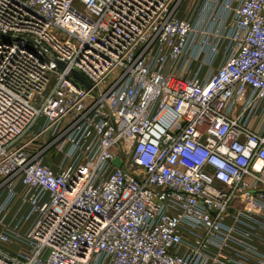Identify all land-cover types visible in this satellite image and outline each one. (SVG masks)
I'll list each match as a JSON object with an SVG mask.
<instances>
[{"label":"built area","instance_id":"obj_1","mask_svg":"<svg viewBox=\"0 0 264 264\" xmlns=\"http://www.w3.org/2000/svg\"><path fill=\"white\" fill-rule=\"evenodd\" d=\"M185 1L0 0V264H264V0Z\"/></svg>","mask_w":264,"mask_h":264},{"label":"rangeland","instance_id":"obj_2","mask_svg":"<svg viewBox=\"0 0 264 264\" xmlns=\"http://www.w3.org/2000/svg\"><path fill=\"white\" fill-rule=\"evenodd\" d=\"M201 4H202V0H186L184 5H183V9H186L185 14L183 16L188 17V18L194 17L196 12L198 11V9L201 7ZM216 68H217V66H216ZM40 126H41V123L33 125L29 129L27 134L24 136L23 140L25 141V140L31 138L32 136H34L38 132ZM49 141H50V139L45 137V136L40 137L38 139L40 146H43L44 144L46 145L47 143H49ZM46 156L47 157L49 156V159H53V157H55L54 153H52V152H48ZM54 161H55L54 164L56 166H58L60 164L61 160H53V162ZM24 213H25V211H24Z\"/></svg>","mask_w":264,"mask_h":264},{"label":"crops","instance_id":"obj_3","mask_svg":"<svg viewBox=\"0 0 264 264\" xmlns=\"http://www.w3.org/2000/svg\"><path fill=\"white\" fill-rule=\"evenodd\" d=\"M224 60H225V56L221 55L219 61L217 62L216 70L219 69V67L221 65H223ZM59 159H60L59 155H56L55 157H53V159H49V156L48 157L46 156L44 161H45V163L48 166H50L54 171H56L57 170V166L54 164L55 161L53 162V160H59ZM15 211H16V203L11 207V209L9 211L8 220L12 219V217L14 216ZM23 229H24V231H25V229H28V225H25L23 227ZM0 232H1V226H0ZM16 249L26 250V247L24 245H21V244L15 242V244H14V246H12L11 250L13 251V250H16Z\"/></svg>","mask_w":264,"mask_h":264},{"label":"water","instance_id":"obj_4","mask_svg":"<svg viewBox=\"0 0 264 264\" xmlns=\"http://www.w3.org/2000/svg\"><path fill=\"white\" fill-rule=\"evenodd\" d=\"M0 37H1L2 39H7V40L12 39V38H10V37L3 36V35H0ZM58 64H59V66H60L61 68H63V64H62V63H58ZM73 77H75V79H77L78 81H80L84 86H86V87L89 86V84H88V82L85 80V78H84L83 76L79 75L78 73L73 72ZM112 163H113L115 166H117V167H121V166H122L121 161L118 160V159L113 160Z\"/></svg>","mask_w":264,"mask_h":264},{"label":"bare ground","instance_id":"obj_5","mask_svg":"<svg viewBox=\"0 0 264 264\" xmlns=\"http://www.w3.org/2000/svg\"><path fill=\"white\" fill-rule=\"evenodd\" d=\"M261 164H262L261 162H258V168L261 166Z\"/></svg>","mask_w":264,"mask_h":264}]
</instances>
